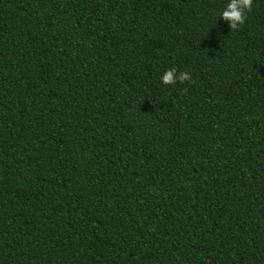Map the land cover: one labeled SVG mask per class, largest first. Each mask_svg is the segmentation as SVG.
Returning <instances> with one entry per match:
<instances>
[{
    "label": "trees",
    "instance_id": "1",
    "mask_svg": "<svg viewBox=\"0 0 264 264\" xmlns=\"http://www.w3.org/2000/svg\"><path fill=\"white\" fill-rule=\"evenodd\" d=\"M226 3L0 0V264H264V0Z\"/></svg>",
    "mask_w": 264,
    "mask_h": 264
},
{
    "label": "clouds",
    "instance_id": "2",
    "mask_svg": "<svg viewBox=\"0 0 264 264\" xmlns=\"http://www.w3.org/2000/svg\"><path fill=\"white\" fill-rule=\"evenodd\" d=\"M253 0H227L226 5L219 13V19L226 21L230 29H235L242 25L246 19L245 13L252 8ZM187 71H180L175 68L168 69L160 76V80L165 85H172L177 80L181 83L190 80Z\"/></svg>",
    "mask_w": 264,
    "mask_h": 264
}]
</instances>
